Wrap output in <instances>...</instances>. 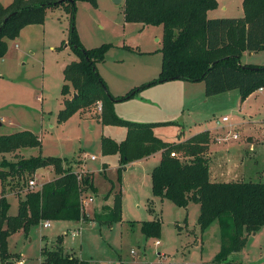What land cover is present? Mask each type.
I'll return each instance as SVG.
<instances>
[{"label":"rangeland","instance_id":"1","mask_svg":"<svg viewBox=\"0 0 264 264\" xmlns=\"http://www.w3.org/2000/svg\"><path fill=\"white\" fill-rule=\"evenodd\" d=\"M12 1L0 0V3L7 6ZM124 1L117 4L113 0H98L97 6L78 1L74 20L86 48L111 44L104 60L97 63V69L112 95L124 96L146 85L133 97L115 102L116 114L136 122H173L155 128V134L169 142H180L197 130L212 127L225 114L230 122L229 119L221 122L226 125V129H221L225 134L221 136L222 142L212 144V160L230 166L243 159L242 167L247 171L230 179L264 182V92L256 90L243 109L232 102L233 110L220 107L211 116L196 104L193 110L197 114L190 113L188 107L193 102L187 104L185 100L181 104L174 88L159 91L162 83L148 85L161 71L164 28L126 21ZM220 13V10L214 11L209 18L219 17ZM229 15L234 17L237 13L233 11ZM33 28L37 31L28 34L24 41L9 39L8 50L0 60L3 74L0 76V135L30 130L41 139V147L21 148L16 153L0 155V162L39 154L67 158L73 171L93 174L96 191L83 187L82 198L93 197L88 205L82 203L89 220H52L50 227L40 222L30 232L16 231L8 237V251L13 256L0 264H19L21 259L24 264H41L44 247L48 250L62 247L64 252L89 264H211L221 248L219 223L215 221L201 232L200 204L191 202L188 207H179L170 199L153 194L151 172L159 164V155L128 164L120 180V157L103 155L102 138L109 136L120 141L126 135V127L104 125L100 120V103L79 109L67 120L60 121V111L65 107L63 70L79 59L68 45L70 13L63 5L49 8L45 22ZM242 62L264 66V49L251 57L242 56ZM191 82L197 83L192 92L203 95L205 83ZM235 92L229 93L230 96H235ZM73 95L71 87L67 98ZM235 134L236 137L225 139ZM92 155L96 159H91ZM51 168L36 172L34 189L56 176ZM26 190L18 191L9 185L3 189L0 183V197L11 194L9 199L6 197L11 202L9 214L18 212L19 199ZM118 191L123 195L121 220L113 223L94 220L95 211L107 205L109 202L105 201L109 197L114 199ZM156 218L162 221L161 236L148 237L142 232L141 222ZM74 231L78 235L74 236ZM59 236H63L62 244ZM157 240L161 241L160 245ZM197 240H201L199 246ZM230 258L241 264H264V227L249 236L243 252L233 253Z\"/></svg>","mask_w":264,"mask_h":264},{"label":"trees","instance_id":"2","mask_svg":"<svg viewBox=\"0 0 264 264\" xmlns=\"http://www.w3.org/2000/svg\"><path fill=\"white\" fill-rule=\"evenodd\" d=\"M78 1L98 5V0H13L7 6L0 5V60L8 50L9 39L17 38L27 25L43 24L49 8L63 5L71 15L68 45L79 59L67 64L63 70L65 107L60 111V121L67 120L79 109L101 103L100 120L104 125L127 128L125 138L120 141L109 136L102 138L103 155L118 154L120 157L118 178L121 180L122 171L129 163L161 151V160L151 172L153 194L170 199L179 207H188L191 202L200 204L198 224L201 231L215 221L221 229V248L211 264H241L229 259L233 253L244 249L251 234L264 227V182L213 179L207 154L208 130L182 142H169L156 135L155 128L173 122L146 123L119 117L114 110L116 99L131 98L146 85L124 96L115 97L110 93L97 63L104 60L111 44L94 48L82 44L74 25ZM218 5V0L124 1L126 21L163 25L164 28L161 71L159 77L148 85L177 79L203 81L207 96L237 89L243 100L264 88V66L241 63L245 51L264 49V0H244L243 17L209 18L208 11ZM71 87L77 96L68 99ZM29 147H41V139L30 130L0 135V155ZM67 161V158L39 154L0 162L3 189L7 185L18 191L27 188L15 215L9 214L11 204L6 196L0 197V261L13 256L8 251V237L16 231L29 232L44 220L90 219L83 210L82 195L84 186L96 191L94 176L73 171ZM49 167H53L54 179L38 189L30 188L29 181L36 172ZM122 207L123 195L118 191L111 206L104 205L95 211L94 220L120 221ZM141 229L148 237H160L162 221L160 218L142 221ZM59 237L62 244L63 236ZM41 252V264H89L64 252L62 247L57 250L44 247Z\"/></svg>","mask_w":264,"mask_h":264},{"label":"crops","instance_id":"3","mask_svg":"<svg viewBox=\"0 0 264 264\" xmlns=\"http://www.w3.org/2000/svg\"><path fill=\"white\" fill-rule=\"evenodd\" d=\"M243 1L244 0H218V2H219L218 7L216 9L209 10L208 11V17L210 16V14L212 12L217 11V10H220L221 13H220L219 17H216V18L231 17L230 16L231 14L229 15V12L233 13V11H235L237 13V15L234 16L235 18L243 17L244 14H245ZM0 5H3V4L0 3ZM33 25H35V24H31V25L25 26L21 30L19 36L15 40H17L19 42L20 41H24L25 38L28 36V34H32L33 32L37 31L36 28H33ZM18 46L19 45L17 44V47ZM65 47H68V46H65ZM254 53H256V52H251V51L247 50V51H245L242 54V56L246 55V56L251 57V56L254 55ZM242 56H241V63L242 64L259 65L257 63H252V62H242ZM0 76H3V74L1 72H0ZM198 83H200V82H198ZM159 85H160L159 91H166V90L174 88V90H176L175 91L176 92L175 95L177 96V98H179V100L181 101L180 102L181 104H183V102L185 100L188 101L187 104H191L193 102L192 103L193 105L191 104L192 107H191V105L188 107V111L190 113H194V115L197 114L195 112V110H193V109L196 108V104H200L201 108H203L204 110L206 109L207 113L209 115H211V116H215L217 108H220V107H224V108H226L228 110H230V109L233 110V107H230V106H232L231 104H233L232 102H236L237 108H238V105H239V106H241L240 108L243 109V107L246 104L247 100L254 94V92H253L245 100L242 99L240 91L237 90V89L231 90V91H227V92H223V93L216 94V95H212V96H207L205 91H204L203 95L202 94L198 95V94H194L192 92L193 85H197V83H192L191 81H187V80H171V81H167V82H164L162 84H159ZM161 85H163V86H161ZM258 90H259V92H264V88L262 90H260V89H258ZM234 91H237V92H235L236 93L235 96H230L229 93H232ZM230 99H233V100H230ZM160 100H163V99H160ZM237 108H236L237 112H241V111L238 110L239 108L238 109ZM148 114H150V112H148ZM224 116H227V115L223 114L222 118H218L217 117L218 119H217L216 125L214 124L212 127H208L206 129L197 130L196 132H194V134H192L191 136H189L187 138H184L182 140V141H185L186 139H188V138L192 137L193 135H195L197 133H200L202 131L208 130L210 132V143H209V148H208V153H207L208 156H209L210 173H211V177L213 179L220 180V181L233 180V179H230L232 177V175H234V174L235 175H242V174H244L247 171L246 169H244L242 167L243 159L241 161H239V160L236 161V160L232 159V162H234V161H236V162H235V165H230V166L221 164L217 160L216 161L212 160L213 151L211 150V148H212L211 146H212V144L214 142H218V143L222 142L221 136H223L225 134V131H221L222 128L226 129V125L224 126L221 123V122H225L223 120ZM151 121L152 122H160V121H155V120H151ZM229 122H230V118H229ZM228 130L229 129H227L226 131H228ZM218 138H220V141L218 140ZM182 141H180V142H182ZM246 143L249 144V142H246ZM253 145H255V144L253 143ZM252 149H253V147H252ZM156 155H159L158 162H160L161 157H162L161 151H159V152H157V153H155V154H153V155H151L149 157H145L143 159H140V160H137V161H134V162H131V163H136V162H139V161L149 160L151 157L156 156ZM229 161H230V159L228 160V162ZM47 169H52V168L49 167ZM53 179H54V177H53ZM50 180H52V179H50ZM50 180H46L42 184H44L45 182L50 181ZM5 196L9 199V196H11V194H6ZM113 201H114V199L109 197V199H107L105 202L108 203L107 205L111 206L113 204ZM9 202H10V200H9ZM101 205H104V203H102ZM257 232L253 233V235H255ZM157 241H159V243H157ZM157 241H156L157 245H160L161 241L160 240H157ZM197 241H199V242H197L198 244H196V245L199 246L200 243H201V240H197ZM241 252H243V250ZM42 259H43V257L41 258V261H42ZM19 264H24V259L19 260Z\"/></svg>","mask_w":264,"mask_h":264},{"label":"built area","instance_id":"4","mask_svg":"<svg viewBox=\"0 0 264 264\" xmlns=\"http://www.w3.org/2000/svg\"><path fill=\"white\" fill-rule=\"evenodd\" d=\"M263 88H260V90H262ZM100 107H102V104L100 103ZM229 119V117L228 116H224L223 117V120L224 121H226V120H228ZM236 135L237 134H235V135H233L232 137L231 136H228V137H225V139L227 140V139H232V138H234V137H236ZM225 139H223V140H225ZM219 141H220V139H218ZM91 159H96V156L95 155H92L91 156ZM35 185H36V181H35V179H31L30 181H29V187L30 188H32V189H34V187H35ZM93 201V197L92 196H90L89 198H87V197H84V198H82V203L84 204V205H88V203L89 202H92ZM82 204V205H83ZM41 223H44V226L45 227H50L51 226V221L50 220H44V221H42ZM73 235L74 236H76V235H78V232L77 231H74V233H73ZM157 243H159V241H157Z\"/></svg>","mask_w":264,"mask_h":264},{"label":"water","instance_id":"5","mask_svg":"<svg viewBox=\"0 0 264 264\" xmlns=\"http://www.w3.org/2000/svg\"><path fill=\"white\" fill-rule=\"evenodd\" d=\"M122 1H123V0H113V2H115V3H117V4L121 3ZM13 14H14V13H13ZM13 14H11V15H13ZM11 15H10V16H11ZM10 16H9V17H10ZM7 20H8V18L5 19V22H6ZM1 29H2V26L0 27V31H1ZM66 46H67V45H66ZM74 96H77V94L75 93ZM127 98L129 99V96H128ZM116 100H117V102H118V101H121L120 99H116Z\"/></svg>","mask_w":264,"mask_h":264}]
</instances>
